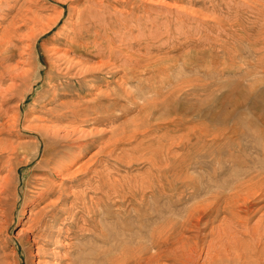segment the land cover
Masks as SVG:
<instances>
[{
    "label": "rangeland",
    "instance_id": "obj_1",
    "mask_svg": "<svg viewBox=\"0 0 264 264\" xmlns=\"http://www.w3.org/2000/svg\"><path fill=\"white\" fill-rule=\"evenodd\" d=\"M74 6L0 0V264H66L77 233L110 264H264V0ZM65 103L104 131L72 164L36 149Z\"/></svg>",
    "mask_w": 264,
    "mask_h": 264
},
{
    "label": "bare ground",
    "instance_id": "obj_2",
    "mask_svg": "<svg viewBox=\"0 0 264 264\" xmlns=\"http://www.w3.org/2000/svg\"><path fill=\"white\" fill-rule=\"evenodd\" d=\"M65 1H66V3L69 4V7H68L69 11L72 8L75 9V6H74L75 3L78 4L81 2V0H65ZM86 1H89V0H85V2ZM77 7H78V5H77ZM86 9H87V7H86ZM86 9L85 8H83V9L76 8L77 12H76L75 19L70 24V26L68 28V33L72 35L71 39L69 38V40L67 41L68 48L66 50H64L63 52H61V54H60V57H65L67 59V62L69 63V65H71V64L78 65L79 64L81 67V71H85V70H88L91 68L87 65H86V68L83 67L86 64V61L73 58L72 56H70L69 50L75 51V53H77V51H79V53H81L80 51L82 49H84V47H85V45L83 43L85 40V36H86L85 34L89 31H92L93 29H95V26L92 25L93 23L91 24V22L89 20L88 9L87 10ZM0 36H2V35H0ZM6 36H7V34H6ZM68 63L66 64L67 66H68ZM102 64H105V63H100V65H102ZM75 108H77V109H75ZM89 109H91V108H88L87 106L79 108L76 106H72V104H66L65 103V104H62V105L54 108L52 111H50L49 114L46 113L49 121L51 123H54L55 125H53V124H49V125L40 124V126L34 127V129L36 131H38V132H36L37 133V140H38V143L36 145V149L39 150V147L41 146L42 143H43V145H46V146L48 145V148L47 147L44 148L42 155L43 154L45 155L46 153H48L49 155H55L56 156V155H59L61 153H64V154L66 153V154H68V156L66 155L67 158H65V159H67V161H69V164H70V162L72 164L78 157H80V155L86 149H88L92 145V140H93L92 138L95 136V134H100L101 136L104 134V131L98 132L99 130L97 131V133H95L93 131L85 132L82 128L79 127L81 124L87 123L86 121H88V117L90 115ZM65 122L71 123V125L70 124H69V126L61 125V124H64ZM134 124L137 125L136 123H134ZM124 130H122L123 133H124ZM111 133L114 136V131H111ZM74 143H76V144L79 143L80 145L77 146ZM73 149L76 150L75 154L73 153V152H75V151H73ZM49 155H47V156H49ZM32 158H34V156H32ZM52 159H53V157H52ZM87 168L88 167L86 166V162H85L76 171H74L72 174H70V177L74 175L71 178L70 182H72V183L78 182L79 177H80L79 172L87 174V172H88ZM77 234L75 236V238L77 239L76 242L75 243L70 242V245H69L71 248L70 253H69L70 256L68 258L65 257V259H63V261H65L66 264H97V262L99 264H110V263H112V262L109 263V259L111 257L110 258L108 257V247H106V244H109L108 239L110 238V237L108 238V236H109L108 232L106 233L105 231H103L101 233V241L103 243H105V247H106L102 251L101 259L100 258L97 259V257H96L97 254H94V253H96L95 252L96 250L92 249L88 252H86L84 250L83 245L86 244L87 237L84 236V234H82L81 235L82 238H81L80 235H77ZM88 234H87V236H89ZM47 235H48V233H47ZM37 247H38L37 250L40 253H42V250L39 248V246H37Z\"/></svg>",
    "mask_w": 264,
    "mask_h": 264
}]
</instances>
